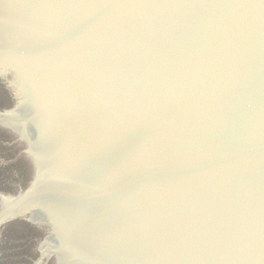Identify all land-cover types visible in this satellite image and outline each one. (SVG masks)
I'll use <instances>...</instances> for the list:
<instances>
[{
	"label": "water",
	"instance_id": "water-1",
	"mask_svg": "<svg viewBox=\"0 0 264 264\" xmlns=\"http://www.w3.org/2000/svg\"><path fill=\"white\" fill-rule=\"evenodd\" d=\"M0 264H264V0H0Z\"/></svg>",
	"mask_w": 264,
	"mask_h": 264
}]
</instances>
